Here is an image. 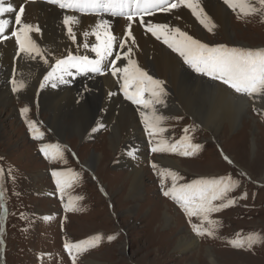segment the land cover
Wrapping results in <instances>:
<instances>
[{
  "label": "rangeland",
  "instance_id": "rangeland-1",
  "mask_svg": "<svg viewBox=\"0 0 264 264\" xmlns=\"http://www.w3.org/2000/svg\"><path fill=\"white\" fill-rule=\"evenodd\" d=\"M209 1L220 3L230 11L232 38L237 46L229 44L216 32L209 34L206 44L264 49V15L242 16L239 9L233 11L223 0ZM153 20L164 23L161 16L149 21ZM18 52L13 57L14 63L25 56ZM177 57L182 63L183 58L178 54ZM53 65L41 77L46 76ZM184 65L199 78L232 90ZM74 75L80 78L78 73ZM166 86L165 82L163 87ZM115 91L108 95L111 99L119 95L121 103L133 109L140 120L142 136L122 141L118 149L112 145V130L106 124L92 125L87 134H83L84 138L68 132L64 140L58 139L39 113L38 93L31 107L14 98L13 107L7 109L10 112L0 115L3 125L0 128V169L4 170L0 179L3 192L0 197V264H73L65 243H82L97 235L103 237L99 245L78 255L76 264H213L208 258L210 251L218 264H264V108L250 98L248 115L251 117H243L234 131L222 128L217 136H212L210 129L185 113L165 116L166 129L156 141L163 138L169 144L176 143L187 128L192 143L201 145L195 156L184 157L169 152L153 153V143L144 122L141 123L140 110L146 108L133 104L123 91L120 94ZM144 96L149 99L150 93L145 92ZM15 107L19 108L16 116ZM25 107L30 110L27 117L22 114ZM28 121L36 125L35 135L42 138H33ZM130 144L129 158L137 161L138 170L143 172L141 187H134L129 163L120 161ZM56 146L63 159L57 157L53 162L50 157L56 152ZM42 147H48L49 156L41 151ZM163 158L177 162L182 172L180 167H165L160 161ZM153 164L157 167L153 168ZM164 170L177 174L178 186L201 179L232 178L233 190L228 198L235 203L212 214L211 219L219 222L214 237L196 235L191 224L199 220L193 217L190 223L179 204L163 195L173 182L171 177L161 176ZM53 171L66 174L62 177L66 182L63 198ZM70 200L74 211L66 210ZM164 216L168 219L164 220ZM253 235L259 240L249 246L247 238ZM108 237L113 239L109 241ZM182 237L196 239L197 246L179 247ZM235 240L243 241L245 247H233L230 242Z\"/></svg>",
  "mask_w": 264,
  "mask_h": 264
},
{
  "label": "bare ground",
  "instance_id": "bare-ground-1",
  "mask_svg": "<svg viewBox=\"0 0 264 264\" xmlns=\"http://www.w3.org/2000/svg\"><path fill=\"white\" fill-rule=\"evenodd\" d=\"M7 2L9 0H6ZM10 3L17 12L5 13L4 16L0 17V19H7L11 22L5 35L10 36L11 32L18 27L14 23V17L18 13L19 7L23 6L25 12L22 21L40 28V32H32L30 35L41 49L43 56H37L35 59L23 56L22 60L19 59L14 63L13 57L19 51L15 37L0 42V115L4 116L10 112L7 109L13 107L14 98L31 107L34 103L35 93H38L39 113L45 117L46 122L54 130V135L60 140H64L68 132L80 136L84 134L85 136L89 131V127L100 124H106L111 128V141L116 149H118L119 143L122 145V141L130 140L133 136L141 139L142 136L139 133L140 120L135 116L133 109L121 103L119 95H113L112 99L108 95L109 93L115 94V90L120 94L122 91L120 84L123 83L120 74L117 76L111 75V68L107 67L108 61L104 62L106 65L105 74L82 73L76 69H71V75H64L66 83L54 81L56 87H52L50 82L45 84L43 88L40 87L44 83L45 77L41 76L50 68V65L52 63L55 65L56 59L66 58L69 52L75 56L87 55L90 59L96 58L95 53L90 51V47L96 43L95 36L89 35L85 38L83 33L91 32L92 27L99 21L100 17L60 9L58 5L48 3L47 0H10ZM219 4L204 0L201 7L216 25L212 32L223 35L230 42L229 44L236 45L235 40L233 41L232 38L230 11L227 9L226 11L222 4ZM64 15H76L79 18V24L72 26L77 37L76 43H73L67 34V28L63 24ZM158 16L162 17V22L169 24L171 27H179L182 31L190 33L189 35L201 42L205 41L206 43L209 41V34L212 32L201 25L189 9L182 7L173 10L171 13L158 12L155 16H146L145 21L148 22ZM103 18L110 21L114 35L120 37L125 33L128 21L124 18L112 17L107 14ZM149 22L159 23L158 20ZM132 30L136 38V44L131 45V59L136 61L139 67L149 75L154 76V79L166 82L167 85L164 87L167 93L163 97L165 103L154 105L158 115L165 117L169 116L170 113L176 114L178 112L182 115L187 114L190 117L192 116L196 120L195 122H199L203 127L210 129L213 132L212 136H217L222 128L226 129L227 132L234 131L243 117H251L248 115L250 98L236 96V93L227 90L223 85L216 82H207L203 78H199L198 75L190 73L184 65L183 59L181 63L180 58L177 57V53H174L171 49L169 50L162 39L157 40L151 33L142 32L141 30L145 31V29L138 23H133ZM85 42L90 45L88 49L83 47ZM117 55L121 59L115 61L116 67L127 66L128 61L124 58L128 55L127 47L125 49L115 48L113 57L110 60ZM45 59L48 63L44 62ZM75 73H78L80 78L77 79ZM13 80L23 81L25 87L19 92L13 91ZM73 85H77L78 88ZM254 101L264 108V97H257ZM18 110L19 108L15 107L14 113H17ZM115 111L118 112L115 113ZM140 111L148 115L151 114V109L148 108ZM1 116L0 128L3 127ZM143 122L141 119V123ZM162 127L166 129L164 122ZM245 133L241 137L244 138ZM131 146L130 144L126 147L123 156L120 153L122 157L120 161L123 162L124 160L129 163L132 167V172L129 174L134 187L139 185L141 187L144 176L143 172L137 168V161L129 158L132 153ZM102 156L104 157L105 154ZM160 161L167 168L174 167L176 169V167H180L177 162L171 159L163 158ZM179 169L182 172L183 168L180 167ZM166 218L164 216V220ZM179 244V247L191 249L190 247L197 246V240L182 237ZM241 257H246V255ZM208 258L213 264H218V259L213 256L212 251L208 252Z\"/></svg>",
  "mask_w": 264,
  "mask_h": 264
},
{
  "label": "snow or ice",
  "instance_id": "snow-or-ice-1",
  "mask_svg": "<svg viewBox=\"0 0 264 264\" xmlns=\"http://www.w3.org/2000/svg\"><path fill=\"white\" fill-rule=\"evenodd\" d=\"M48 3L58 5L60 9L79 13L82 15H93L100 17L99 21L94 24L91 32H84L83 35L87 38L93 35L96 38V43L91 47L85 42L83 47L95 53V59H90L89 56H75L70 52L66 58L56 59L54 67L44 77V83L41 88L50 81H59L66 83L64 75H71V69H76L82 73H99L105 74L106 65L111 68V75L117 76L120 74L123 79L121 85L125 98L133 104L142 105L144 108L151 109V114L148 115L141 112L144 121L145 129L148 132L150 143H153L151 151L153 153L169 152L178 154L184 157L195 156L201 149V145L192 143V137L188 135L189 129H185L183 138L169 144L163 138L156 141V137L162 134L165 129L162 123L165 117L158 115L155 104H164V96L167 95L163 84L164 82L154 79L145 70L139 67L136 61L131 59L132 47L136 44V38L133 34L132 25L138 23L144 27L146 32L151 33L157 40L163 41L165 45L173 52L183 58L185 64L192 68L195 72L209 77L213 81H219L232 89L235 93L241 96H247L255 100L257 97H264V49H245L237 47H228L220 45L210 47L206 43L195 39L193 36L182 31L179 27H171L167 23H152L146 22V16H155L159 13H171L173 10L186 8L191 10L192 15L203 25L209 32H212L216 27L211 18L204 12L201 7L200 0H47ZM223 3L233 11L239 9L242 16L264 15V0H223ZM17 10L6 0H0V17L5 13H13ZM25 8L19 7L18 13L14 17V23L18 27L11 32V35H5L9 24L7 19H0V42L15 37V42L19 46V53L26 57L35 59L37 56H43V53L37 43L32 39V32H40L39 26H34L31 23L22 21ZM105 14L112 17H121L128 21L125 33L117 37L111 30V23L104 19ZM79 18L76 15H64L63 24L67 28V34L73 43H76V33L73 30V25L79 24ZM125 49L127 47L128 55L124 58L128 63L125 67H116L115 61L120 60L119 55L113 57L115 48ZM48 63L47 59L44 60ZM13 91L19 92L25 87L23 81H12ZM56 87V83L51 84ZM150 93V98L145 99L144 93ZM29 108L22 109V114L27 117ZM30 130L33 131L34 139H40L41 136L35 135L36 125L28 121ZM51 147V146H48ZM48 147H42L41 151L49 156ZM57 157L63 159V154L56 146V152L52 154L50 159L55 162ZM227 160L228 158L225 157ZM231 163V161H228ZM153 168L157 165L153 164ZM162 177H171L172 186L169 190H165L163 195L169 197L179 204L191 223L192 218L196 217L199 223H192V230L198 236H215L216 228L219 222L211 219L213 213L222 211L223 209L232 206L235 201L228 198V193L233 190V182L231 177L221 178L219 180H197L191 184L178 186L176 180L178 176L170 170H164L161 173ZM4 170L0 169V179L3 178ZM56 178V185L63 198L66 182L62 181V177L66 174L58 171L52 172ZM2 188V185H0ZM3 192L0 191V197ZM246 198V196H245ZM76 199H81L77 197ZM216 201L221 203L217 204ZM66 210H76L72 206L71 200L66 205ZM208 225L209 227H205ZM103 239L97 235L82 243L71 244L65 243L64 247L72 257L73 264H76L78 255L88 251L90 247H96ZM109 241L113 237H108ZM259 240L257 236H249L247 238L249 246L252 242ZM233 247L243 248V241H231Z\"/></svg>",
  "mask_w": 264,
  "mask_h": 264
}]
</instances>
